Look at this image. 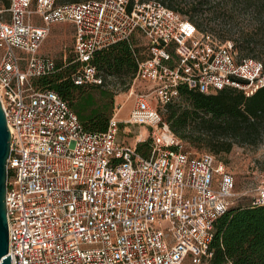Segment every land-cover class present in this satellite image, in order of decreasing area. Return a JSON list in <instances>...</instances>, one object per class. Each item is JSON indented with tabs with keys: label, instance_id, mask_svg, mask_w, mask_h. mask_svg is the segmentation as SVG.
Segmentation results:
<instances>
[{
	"label": "built area",
	"instance_id": "1",
	"mask_svg": "<svg viewBox=\"0 0 264 264\" xmlns=\"http://www.w3.org/2000/svg\"><path fill=\"white\" fill-rule=\"evenodd\" d=\"M7 11L9 20L0 17V101L10 132L11 264H182L188 255V264H205L234 177L213 154L188 151L163 111L180 86L205 94L234 87L251 96L264 87L263 63L154 0H9ZM60 22L74 26L77 85L103 84L90 63L96 51L134 32L147 40L127 88L129 114L121 119L117 104L104 131H87L66 99L32 82L59 69L38 50ZM121 122L148 129L137 137L148 139V154L118 141ZM253 203L264 205V186Z\"/></svg>",
	"mask_w": 264,
	"mask_h": 264
},
{
	"label": "trees",
	"instance_id": "2",
	"mask_svg": "<svg viewBox=\"0 0 264 264\" xmlns=\"http://www.w3.org/2000/svg\"><path fill=\"white\" fill-rule=\"evenodd\" d=\"M85 0H56L58 4ZM206 0L185 2V7L169 3L166 6L179 11L203 29L195 16ZM226 5L253 8L258 25L239 32L233 40L236 50L245 49L257 60L264 53V0H222ZM219 4V3H218ZM165 5V4H164ZM218 6V5H217ZM216 10V8L208 9ZM137 44L133 39L121 40L94 53L91 64L103 77V84L77 85L71 76L77 63L74 56L63 59V64L50 75L36 77V87L49 88L69 102L87 131L100 132L107 128L113 104L112 90L105 85L128 88L137 70ZM261 61V60H260ZM56 62V61H55ZM263 63L264 67V62ZM98 89L100 96L109 99V106H100L91 90ZM91 88V89H92ZM179 98L165 106V121L184 142L203 147L215 156L229 153L234 145H257L264 126V87L253 95L245 96L234 87L223 88L216 93L205 94L180 86ZM149 142H139L136 149L146 155L143 147ZM254 199V198H253ZM212 255L205 264H264V205L229 206L214 222V235L210 244Z\"/></svg>",
	"mask_w": 264,
	"mask_h": 264
},
{
	"label": "rangeland",
	"instance_id": "3",
	"mask_svg": "<svg viewBox=\"0 0 264 264\" xmlns=\"http://www.w3.org/2000/svg\"><path fill=\"white\" fill-rule=\"evenodd\" d=\"M147 1V0H140ZM162 4L173 3L175 6L185 7V2L198 1V0H154ZM222 0H206L202 6V10H198L195 19L201 23L205 31L211 32L214 36L222 40H237L239 32L248 28H254L258 25L255 20L252 11L253 8H243L242 6H233L231 4L226 5ZM219 3V4H218ZM218 5V6H217ZM210 8H216V10H208ZM176 11V10H175ZM181 11H177L182 16ZM187 18V17H186ZM32 19L36 24H40L39 17L34 15ZM201 30V29H200ZM73 26L69 22H61L52 24L49 27L48 33L43 40L40 53L51 55L57 64H63L64 56L67 60L72 58L73 52ZM131 39L135 41L138 48L139 58H144L147 55V40L139 32H134ZM245 49H238L237 54L239 56H253L248 55ZM255 57V56H253ZM259 60L264 62V53L262 52ZM112 90L113 104L111 106V115L114 112V108L117 104H120V111L118 116L121 119H126L129 111L133 105V98L125 99L127 89L120 86L105 85ZM91 90L96 98V103L100 106H109L110 102L108 97L103 98L99 94L98 89L92 88L91 85L86 86ZM92 88V89H91ZM165 111H163V117ZM165 119V118H164ZM147 128L144 126L130 125L124 122L120 123L118 132V141L121 144L135 146L139 143L137 141L138 134L141 136L147 134ZM148 141V139H146ZM144 142V141H140ZM149 142V141H148ZM184 142V141H183ZM184 145L188 151L194 155H198L204 152H209L203 147H196L184 142ZM143 151L148 154L149 147H143ZM213 154V153H211ZM214 155V154H213ZM215 156V155H214ZM217 161L222 162L225 165L226 170L234 177V189L233 195L230 198V206H239L249 204L256 196L258 189L264 186V126L262 135L257 145H234L229 153H222L215 156ZM190 256L188 255L182 264H188Z\"/></svg>",
	"mask_w": 264,
	"mask_h": 264
},
{
	"label": "water",
	"instance_id": "4",
	"mask_svg": "<svg viewBox=\"0 0 264 264\" xmlns=\"http://www.w3.org/2000/svg\"><path fill=\"white\" fill-rule=\"evenodd\" d=\"M10 152V132L0 101V264H11L8 252V227L5 208L6 162Z\"/></svg>",
	"mask_w": 264,
	"mask_h": 264
},
{
	"label": "crops",
	"instance_id": "5",
	"mask_svg": "<svg viewBox=\"0 0 264 264\" xmlns=\"http://www.w3.org/2000/svg\"><path fill=\"white\" fill-rule=\"evenodd\" d=\"M9 7V0H0V17L3 19V20H9V13L7 11ZM61 23V22H60ZM56 24V23H55ZM73 26V25H72ZM73 35H74V26H73V33H72V38H73ZM41 47V46H40ZM40 50V48H39ZM38 50V53L40 55H44V56H50L52 57L51 55L49 54H44V53H40V51ZM53 58V57H52Z\"/></svg>",
	"mask_w": 264,
	"mask_h": 264
},
{
	"label": "bare ground",
	"instance_id": "6",
	"mask_svg": "<svg viewBox=\"0 0 264 264\" xmlns=\"http://www.w3.org/2000/svg\"><path fill=\"white\" fill-rule=\"evenodd\" d=\"M140 137H142V136H141V133H140Z\"/></svg>",
	"mask_w": 264,
	"mask_h": 264
}]
</instances>
